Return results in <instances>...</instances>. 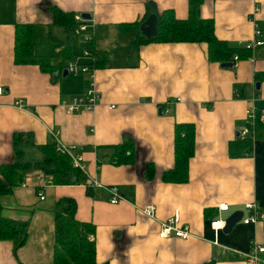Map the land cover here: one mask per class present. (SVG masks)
I'll use <instances>...</instances> for the list:
<instances>
[{
  "label": "crops",
  "instance_id": "0c3cea01",
  "mask_svg": "<svg viewBox=\"0 0 264 264\" xmlns=\"http://www.w3.org/2000/svg\"><path fill=\"white\" fill-rule=\"evenodd\" d=\"M148 3L158 12L171 8L180 19L188 14V0H0V164L15 159L17 134H22L18 149L32 162L42 160L37 146L49 142L53 128L76 146L73 154L82 156L87 174L102 186H92L89 195L86 184L56 185L34 167L24 172L21 182L0 196V207L3 216L25 225L26 239L19 247L0 240V264H52L56 203L66 197L76 202L75 218L95 228V264H246L234 250L247 252L252 242L264 246V218L241 220L229 232L215 234L210 227L235 211L246 218V202H258L264 213V133L253 140L249 155L230 156L228 150L246 108L253 102L264 110V45L254 51V60L221 66L208 59L205 43H142L138 28L121 24L140 21ZM255 6L257 22L264 25V0H202L199 14L213 20L217 38L238 47L252 37ZM50 7L88 14L87 29L56 25ZM17 24L33 25L34 53L53 65L84 61L83 35L92 34L100 92L95 110L69 114L60 103L83 91L87 76L14 64ZM256 73H262L259 80ZM17 99L25 109L13 106ZM175 123H191L195 130L182 183L163 179L174 165ZM122 142L134 145L130 163H118L108 147ZM110 186H117L124 200L111 203ZM149 203L156 219L139 211ZM221 203L228 204L227 211H218ZM176 209L194 236L159 238L158 220ZM215 237L218 244L212 243Z\"/></svg>",
  "mask_w": 264,
  "mask_h": 264
},
{
  "label": "trees",
  "instance_id": "16d2710c",
  "mask_svg": "<svg viewBox=\"0 0 264 264\" xmlns=\"http://www.w3.org/2000/svg\"><path fill=\"white\" fill-rule=\"evenodd\" d=\"M202 0H188V14L186 18H177L171 8L156 11L151 3L146 6V14L138 22L123 23L122 28L136 27L150 14L157 16V35L145 38L139 32L138 39L145 42H196L205 43L207 56L210 61L229 62L234 54L240 59H246L251 53L241 47H234L228 42L216 37L214 23L211 18H202L199 14V5ZM53 23L56 25H70L75 23L73 14L66 13L56 7H50ZM32 24L15 25L13 62L20 64H37L44 72H62L65 63L61 61L53 65L51 58L38 56L34 53L32 42ZM85 47L92 49L91 41L84 43ZM96 55V54H95ZM97 64H95L96 66ZM262 73H256L255 78L260 79ZM264 124L257 121L255 124V138L263 135ZM22 134L14 137L15 159L9 163L0 164V196L21 182L24 172L32 167L41 169L51 176L56 185L86 184L87 194L91 195L92 187L86 182L81 171L72 165L70 158L65 154L57 153L53 143L38 145L42 160L32 162L25 158L24 152L18 149L17 144ZM174 165L163 173L165 181L182 183L188 179V163L195 149V130L191 123H175L174 125ZM253 139L249 136L231 141L228 145L230 156L249 155L252 152ZM112 150L116 161L130 163L133 161L134 145L132 142H122L108 146ZM98 165L100 160L97 161ZM58 212L54 215V248L52 264H95L96 246L94 239L89 241L95 228L87 222H79L75 218L76 202L66 197L57 201ZM27 232L25 225L2 214L0 207V240H8L14 247L23 245ZM203 264H214L212 260Z\"/></svg>",
  "mask_w": 264,
  "mask_h": 264
},
{
  "label": "built area",
  "instance_id": "2783aa9c",
  "mask_svg": "<svg viewBox=\"0 0 264 264\" xmlns=\"http://www.w3.org/2000/svg\"><path fill=\"white\" fill-rule=\"evenodd\" d=\"M260 8L255 6L253 10L250 12V19L253 24V33L252 37L244 42H239V46L249 50L252 54L247 56L248 59L254 60V51L264 45V25L257 22L256 14L259 12ZM88 18L82 16L81 13H74L73 20L78 28V30L85 31L88 27ZM93 38L92 34L86 33L83 35V42L87 43L91 41ZM85 60H79V58L68 60L65 63L64 70L67 71L68 74L72 75H85V88L81 92L73 93L67 99L61 100V105L64 107L67 113L75 114L80 113L82 111H93L97 107L100 101V92L96 87L95 81V70H96V55L94 54V50L88 47L82 48V55L80 56ZM240 60L238 54H234L232 57L233 65ZM63 70V71H64ZM4 93V87L0 83V95ZM178 100V99H177ZM172 103V100L167 101L164 104L163 111L166 113L168 111V105ZM13 106L19 109H25V105L22 100L17 99L14 101ZM114 106H109L108 108H113ZM259 121L264 124V110H259L253 105L249 106L245 110V118L244 125L237 132L238 137L245 138L247 136L251 137L253 140L255 139V124ZM49 140L54 145V150L57 153L67 155L72 165L78 168L83 177L89 181V186H94L97 188H101L102 186L97 183L94 179L90 178L87 174L85 165L83 163V159L81 155L73 154L75 150L74 144H68L61 140L56 130L53 128H48ZM107 190L111 196L110 202L117 203L120 200H124L123 196L120 193V189L117 186L107 187ZM38 198L43 200L45 198L42 191L38 194ZM227 203H221L218 205L217 209L219 212L228 210ZM245 209L248 212V216L243 218V223H257L259 220L264 218V213L260 208L258 202L250 201L244 204ZM139 211L148 216L151 219H156L155 206L152 203L146 204L145 206L139 208ZM158 237L159 238H180V239H188L194 236V233L191 230L189 224L184 223L180 219L179 210H174V212L167 218L158 220ZM225 226V220L221 218H217L210 222V227L217 234V231L222 230ZM89 241H93V235H90L88 238ZM213 244H218L217 238L215 237L212 241ZM227 247L224 248V252ZM237 256L242 259L246 264H264V246L258 245L255 242H252L250 249L247 252H241L238 250H234Z\"/></svg>",
  "mask_w": 264,
  "mask_h": 264
},
{
  "label": "water",
  "instance_id": "95a60500",
  "mask_svg": "<svg viewBox=\"0 0 264 264\" xmlns=\"http://www.w3.org/2000/svg\"><path fill=\"white\" fill-rule=\"evenodd\" d=\"M85 18H88V14H82ZM139 32L145 38H153L157 35V16L154 13H150L140 24H139ZM221 66H233L231 61L223 62ZM63 74H67V71L64 70ZM256 87H259V83L256 82ZM238 136V134H237ZM243 212L235 211L229 214L225 218V226L223 228V232H229L233 226L242 220Z\"/></svg>",
  "mask_w": 264,
  "mask_h": 264
},
{
  "label": "rangeland",
  "instance_id": "374dc122",
  "mask_svg": "<svg viewBox=\"0 0 264 264\" xmlns=\"http://www.w3.org/2000/svg\"><path fill=\"white\" fill-rule=\"evenodd\" d=\"M25 158H26V159L28 158L27 160H29V159H33L32 156H30V154H27V156H25Z\"/></svg>",
  "mask_w": 264,
  "mask_h": 264
}]
</instances>
